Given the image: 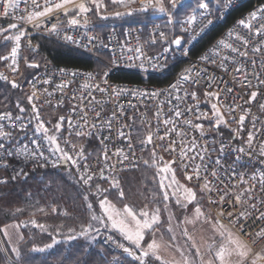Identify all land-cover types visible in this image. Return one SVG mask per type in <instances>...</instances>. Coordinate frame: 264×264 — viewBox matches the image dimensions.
<instances>
[{"label": "built area", "instance_id": "built-area-1", "mask_svg": "<svg viewBox=\"0 0 264 264\" xmlns=\"http://www.w3.org/2000/svg\"><path fill=\"white\" fill-rule=\"evenodd\" d=\"M187 0H184L186 2ZM251 1V5L245 8L239 13L233 20L229 22L227 27L204 49L197 54H193V49L203 40L215 27L224 23L229 14L237 7ZM140 3V0H136ZM225 2L228 6L225 7ZM264 5V0H219V3L211 8L209 6L208 19L212 20L209 25L208 20H200L195 23L194 28L191 30H182L181 24H178V30L175 25H171L170 32H168L157 18L167 16L166 14L158 13L155 15V19L146 24L141 23H127L123 25L121 29L112 25L108 27L102 34L93 23V18L88 14L89 23L85 27L83 21L81 25L70 26L67 23V17L63 15V11L53 12L52 14L42 18L43 24L37 29L33 28L30 23L23 21L13 20V15L27 16L32 10L31 5L25 7L23 2L20 3L19 8L15 10L13 14L8 17L0 16V21L5 23L18 22L22 28L27 30V37L22 38V47L20 55L18 57V68L24 63V53H30L33 59H28L30 62L35 61L39 64L38 68H35V73L28 79L26 88L28 95L33 90L37 91L38 107L42 109L41 116L47 122L51 120V123L47 124L51 130L56 120L60 116L72 117V125L69 126L67 119L63 122L61 133L57 134L60 137V146L66 148L75 157L74 152L70 147L64 144L65 139H69L72 143L77 145V150L80 146H83L85 150V157L87 162L92 165L91 172L95 173L96 178H99L100 168L105 167L104 164V151L105 149L109 155L108 163L116 165L115 170L105 171V175L112 176L115 173L122 171L132 170L137 168L142 160V152L146 149L153 151L155 149L157 154V160L161 163L173 161L172 165L179 168L183 180L191 186L197 187L202 191L203 179L197 181L193 178L191 181L185 178L186 174H192V168L199 164L201 165V175L206 176L209 181L212 182V187H219L225 189L228 183H234L237 185L234 191H232V199L235 200V194L242 191L244 188L253 187V195L255 197H264V192L261 191L260 184L258 183L259 173L264 171V156L259 155V145L261 140H264V132L257 135V138L253 141V148L248 149V146L244 143L247 139V130L253 128V118H256V128L264 129V109H261L259 105L264 103V84H260L255 78L259 76L261 80H264V64L261 63L264 60V55L258 53H252L251 47L256 45L261 38H254L248 48L249 55L247 58H239L243 64V71L237 73L235 71L236 65L230 63L231 59L235 56L230 52V49H216L218 41L224 39L228 43H232L233 46L239 47L241 51L245 50L243 46L235 39L237 35L244 37L249 35L248 29L238 25V21L246 19L248 14L260 6ZM2 12V7H0ZM12 12V10H10ZM160 16V17H159ZM185 19V18H183ZM182 19V20H183ZM181 20V21H182ZM57 25V33H50L51 26ZM259 23H255L254 27H259ZM186 27V26H185ZM164 31L167 35L166 41H160L159 32ZM233 32V36L229 37L228 33ZM42 35L51 38L59 43L75 48L87 55H90L103 63L101 69L93 67H80L73 65H66L60 63H54L50 61L47 56H42V52L38 43L34 40L33 35ZM73 36V41H68L65 36ZM176 36L181 37V45H175L171 43ZM88 37H95V39L89 42ZM153 39L156 43H153ZM31 41L32 48L36 51L32 52L28 50V41ZM107 45V47H105ZM141 48L143 57H152L151 63H145V67H139L141 60L135 59L140 55L129 49ZM167 49V50H165ZM10 50L1 55H7ZM214 52H218V55H214ZM105 54V55H104ZM229 57V60L223 61L224 66L221 67V61L223 57ZM132 57V59H130ZM142 57V58H143ZM208 57V59H203ZM37 58H41L38 61ZM215 63H212V60ZM255 59L256 64L253 66L252 61ZM11 61H0V75L6 76L8 80L20 78L13 74L9 67ZM179 64V70L172 79L163 84H153L148 82L136 83L124 80H119L116 75L121 72H136L142 74H160L170 67ZM155 65V67H153ZM26 66V65H25ZM27 67V66H26ZM60 69H65L67 74H61ZM206 70V76L199 85H193L191 81L193 79H201L198 73H203ZM75 72L78 75L73 77L71 74ZM107 72V76L104 73ZM88 74H91L93 79H90ZM99 74V75H98ZM183 75H188L189 80L182 81L180 78ZM245 75L251 78V88H246L247 80ZM214 78V79H213ZM43 79H49V84H43ZM4 82V80H0ZM106 81V82H104ZM179 81V88L172 90L171 86L177 84ZM208 81H211L209 86ZM33 82H35V88H33ZM7 83V82H6ZM61 83H67L68 87L60 90L56 85ZM106 89L105 93H101L96 90V85ZM218 85V86H217ZM227 88H234L231 94L227 92ZM47 90L45 92L44 90ZM113 90H123L120 94H117ZM159 92L160 95L153 97L152 92ZM195 91L197 93V100H192L190 93ZM206 91H216L221 95L218 106L225 103H233V97L238 94H242V99L235 100L236 104L242 105L245 108H250V113L246 116L245 131L237 133V124L231 122L229 115L224 112V108L221 111L225 114V119L229 122L218 126L216 130H211L214 120L211 118V104L216 103V99L206 98L204 93ZM251 91H258L259 95L252 104H246ZM147 92L149 95L142 96L141 93ZM185 92L189 93L185 96ZM51 93V95H49ZM89 93L95 97L98 104H88V101L92 98ZM133 93H136L135 95ZM75 96V99L73 97ZM179 96L182 99L178 101L176 97ZM81 98H83V106L88 111L89 123L94 122L96 112H100L102 109V120L99 124H103V121L108 120L112 113H117L118 119L112 121L111 130L107 125H103L99 130L93 131L89 136L76 137L75 131L77 122L80 120L82 113L79 111L81 105ZM171 101V104L169 103ZM180 103V108L183 111L185 107L193 109L191 115L185 113L181 118L176 121V126L180 130V135L176 132L169 133L168 137L163 141L159 139V136L164 135L167 128L171 125L165 126L163 119H174V114L170 110L174 105ZM198 104V108L196 105ZM51 105V106H50ZM73 105H77V112H72ZM123 107L124 113L121 114L119 109ZM160 111L161 116L159 122L157 121L156 113ZM10 112L13 116L20 115L21 122L26 125L22 130H19L15 125L11 126L13 135L10 139L3 142L8 146V150L13 151L12 156H6L4 151H0V156L4 157V161L7 162L5 167L3 162H0V180L6 181L13 179V177L24 179L33 173L37 168H44L48 165H70L73 170L79 173L77 169L71 165L70 162H57L59 153L52 150L53 146L47 143L41 135L36 134L35 121L29 123L33 114H25L20 111L0 109V113ZM201 113H207L208 119H205ZM239 108L232 114L236 120L241 115ZM199 115V118H197ZM191 120L192 124H202L203 136L199 130L193 129L186 122ZM6 129L9 127L8 121L3 122ZM125 133V138L119 136V132ZM148 130H151L154 136L153 143L150 145H142L140 140L143 139ZM110 137L107 141L102 142V138ZM39 142V147L43 151V156L47 159H43L37 155L35 159H30L27 153L33 152L37 145L33 144V140ZM93 140L95 146H97V153L92 154V147L88 144L89 140ZM181 139L185 144L190 146V141L196 140L198 148L193 152H188L184 159H181ZM170 141H175V151H164V147L169 145ZM132 144V152L135 153V157L138 162L134 165L125 161L123 164H117V156L115 153L117 149H121L120 159L123 160L125 155L129 156V160H132V156L128 149V144ZM221 144L224 145V150L221 151ZM161 145L163 147H161ZM240 147H244L246 151L241 153L236 151ZM143 148V151L141 150ZM207 148V151L204 149ZM196 151H200L204 155V160L201 161L199 157L195 161H190L188 157L195 155ZM251 153V154H250ZM219 161V164L216 162ZM84 161H81V168ZM43 165V166H41ZM185 165H189L185 168ZM213 170L216 171V176L212 175ZM90 172V174H91ZM17 173H26L27 175H17ZM257 174V181L251 180L253 174ZM243 175L245 183H240V176ZM225 183H221V181ZM2 183H0L1 185ZM205 204L211 216L218 219L221 224L228 227L251 249L252 255L260 252L264 249V237H258L256 232L264 228V221H255L254 217L246 221L251 227L245 228L247 235H240V230L235 227L231 222L228 211L232 212L234 216H238L241 211L240 206L235 208L231 205L228 206V211L221 213V205L219 203V196L215 192L211 193L212 199L216 201V204L209 202V194L207 190L202 191ZM261 210H264V205H261ZM258 215V213H257ZM242 222H244L242 220ZM111 236L116 243H113L108 239ZM124 244L129 246L128 242L120 238L114 237L109 233L100 232L93 245L92 249L98 252L100 261L98 264H111V262L118 258L122 264H137L132 257L123 253L122 248L118 245ZM252 256L249 257V261ZM9 261H11L8 258ZM153 264H157L153 261ZM257 264H264V260L257 261Z\"/></svg>", "mask_w": 264, "mask_h": 264}, {"label": "snow or ice", "instance_id": "snow-or-ice-1", "mask_svg": "<svg viewBox=\"0 0 264 264\" xmlns=\"http://www.w3.org/2000/svg\"><path fill=\"white\" fill-rule=\"evenodd\" d=\"M23 2L25 7L31 5L32 10L29 12L27 16L24 15H13V20L15 21H23L25 23H30L33 28L39 29L42 24V18L52 14L53 12H60L63 11V15L67 17V23L70 26H78L81 25V21H83V26H87L89 23L88 14L93 12V8L95 9V14L100 15V10L105 9L107 10V5L105 4L104 0H0V7H2V12H0V16L8 17L10 14H13L15 10L19 8L20 3ZM230 2V0H229ZM113 6L118 7H125L128 9L126 12L116 11L113 13L115 16H122V15H132L136 11H147L150 7L153 11L166 14L167 15V25H173L174 23H179L182 26V30H191L194 28L196 22L200 20L207 19L208 24L212 23L211 19H208L209 16V0H194L195 7L192 4H184V0H140L139 7L134 9L131 5L136 4V0H111ZM225 7L228 6V3L225 2ZM188 9H191V12H188ZM12 10V12H10ZM181 13H184L185 19L178 20V17ZM255 23H259V27H254ZM238 25L243 26V28L248 29L249 35L241 37L237 35L235 39L239 41V43L243 46L245 50L241 51L239 47L233 46L232 43L226 42L224 39L218 41L217 45L215 46L216 49H230L232 54L235 56L231 59L230 63L236 65L235 71L237 73H241L243 71V64L239 58H247L249 55L248 48L254 38H261L256 45L251 47L252 53H258L264 55V5L260 6L256 10L250 12L246 19H241L238 21ZM186 26V27H185ZM50 33H57V25L53 24L51 29H49ZM28 33L25 28H22L20 23L18 22H11L8 23L7 26H0V37L3 38V42L5 44L11 43L10 51L7 55H0V61H11L10 64L7 66L11 70L13 74H17L19 71L18 68V57L20 55L21 47H22V38L27 37ZM229 37L233 36V32L228 33ZM65 39L68 41H73L74 43H79V41L74 40L73 36L67 35ZM89 42L93 41L95 37H88ZM159 39L160 41H166L167 35L164 31L159 32ZM153 43H156V40L153 39ZM171 43L175 45H181V37L176 36ZM107 47V45H105ZM28 50L35 52L36 49L32 48L31 41H28L27 44ZM167 50V49H165ZM129 51H134L139 53L140 55L136 56L135 59L141 60L139 67L144 68L145 63H151L152 57H143L140 47H136L135 49H129ZM214 55H218V52H214ZM143 57V58H142ZM132 59V57H130ZM203 59H208V57H203ZM229 60V57L225 56L222 58L221 67L224 66L223 61ZM215 63L216 61L213 59L211 61ZM24 63L27 68H38L39 64L35 61L30 62L27 57L24 58ZM264 64V60L261 61ZM253 66H255L256 61L255 59L252 61ZM155 67V65H153ZM61 74H67L65 69H60ZM23 75V74H20ZM73 77L78 75L77 73L73 72L71 74ZM99 75V74H98ZM197 75L201 76V79H193L191 83L193 85H199L202 83V80L206 76V70L204 72L198 73ZM90 79H93L91 74H88ZM104 76H107V72L104 73ZM260 84H264V80H261L259 76L255 77ZM214 79V78H213ZM0 80H4L5 82L11 85L12 89H17L21 87V84L17 79L8 80L6 76L0 75ZM180 80L187 81L189 80L188 75H183ZM245 80H247V84L245 85L246 88H251V78L245 75ZM106 82V81H104ZM43 84H49V79H43ZM209 86H211V81H208ZM218 86V85H217ZM56 87L60 90L68 87L67 83H61L56 85ZM33 88H35V82H33ZM179 88V81L177 84L171 86L172 90H177ZM96 90L101 92L102 94L106 92V89L101 87L99 84L96 85ZM229 94L235 91L234 88H227L226 89ZM47 92V90H44ZM117 94H120L123 90H113ZM134 95L136 93H133ZM159 92H152L151 95L156 97L160 95ZM51 95V93H49ZM142 96H147L149 93L144 92L141 93ZM189 93L185 92V96H188ZM192 100H197V93L195 91L190 93ZM206 98L209 99H216V103L211 104V118L214 120V124L212 125L211 130H216L218 126L222 124H227L229 121L225 119L226 112L229 117L231 118V122H235L237 124V129L235 130L237 133H242L245 131V120L246 116L250 113V108H245L242 105L236 104L235 100L242 99V94H238L237 96L233 97V103H227V99L225 98V103L218 106L221 95L219 92L216 91H206L204 93ZM258 91H251L250 96L246 104H252L256 98L258 97ZM89 96L92 98L88 101V104H98L99 102L95 100V97L89 93ZM75 99V96L73 97ZM176 99L182 102L181 97L177 96ZM28 104L31 105V113L33 114L32 119L29 120V123L35 121V133L42 136V138L47 141L48 144L53 146L52 150L54 152L59 153L57 162L65 163L70 162L73 167L77 169L79 173V181L83 183V185L88 186V189H91L94 180L96 179L95 173L91 172L92 165L87 162L85 157V150L83 146L79 147L77 150V145L72 143L69 139L64 140V144L69 146L71 151L74 152L75 157L70 154L69 150L60 146L59 140L60 137L57 135L61 133V129L63 126V122L67 119L69 126L72 125V117H65L60 116L58 120L54 123L52 129L50 130L47 124L51 123V120L45 121L41 116L42 109L38 107L37 101V91L33 90L30 95L27 96ZM171 104V101H169ZM51 106V105H50ZM17 107L21 113H24L26 109L24 107H20L19 103H17ZM198 108V104L196 105ZM224 108V112L221 111V108ZM261 109H264V103L259 105ZM77 105H73L72 112L75 114L77 112ZM239 108L241 111V115L239 119L236 120L235 116L232 115L236 109ZM174 114V119L165 118L163 119V124L165 126L171 125L170 128L164 132V135L159 136L160 140H164L168 137L169 133L176 132L177 135H180V130L176 126V121L181 118L185 113L189 115L192 114L193 109L190 107H185L182 111L180 108V103H177L170 109ZM79 111L82 113L80 116V120L77 122L75 131L76 137H85L89 136L93 133V131L99 130L103 125H107L108 129L111 130L112 128V121L118 119L117 113L114 111L112 116L103 121V124H99L98 122L102 120V109L100 112H96V116L94 118L93 123H89L88 120V111L85 106H83V98H81V105L79 106ZM120 113H124L123 107L119 109ZM205 119H208L207 113H201ZM161 116V112L158 111L156 113L157 121L159 122ZM199 118V115L198 117ZM21 116L15 115L13 116L10 112L0 113V151H4L6 156H12L13 151L8 150V146L3 142L4 140L10 139L13 135L11 130V126L15 125V127L19 130H22L26 127L25 124L21 122ZM4 121H8L9 127L6 129ZM189 126H191L195 130H199L201 136H203V126L202 124H192V121L189 120L186 122ZM256 118H253V128L252 130H247V139L244 143L248 146V149L253 148V141L257 138V135L261 132H264V129L256 128ZM119 136L121 138H125V133L121 130L119 132ZM110 137L105 136L102 138L103 141H107ZM153 133L151 130H148L147 135L140 140L142 145H150L153 143ZM33 144L37 145V148L33 152L27 153L30 159H35L40 156L43 159H47L43 156V151L39 147V142L37 140L32 141ZM175 141H170L167 147H164V151H175ZM182 148H181V159L183 160L184 157L187 155L188 152H193L198 148L196 140L193 139L190 141V146L185 144L184 140L181 139L180 141ZM161 147H163L161 145ZM129 152L132 156V160H129V156L125 155L123 160L120 159V153L122 152L121 149H117L115 155L117 156V164H123L127 161L130 164H135L137 161L135 157V153L132 152V144H128ZM143 151V148L141 149ZM224 150V145L221 144V151ZM207 151V148L204 149ZM241 153H244L246 149L244 147H240L236 149ZM251 154V153H250ZM259 155L264 156V140H261L259 145ZM157 154L155 149H153L150 160H144L143 163L149 167H155L158 169L156 175L160 176V189L163 192V201L167 202L170 199L168 189L171 187L170 184H165L164 179L166 176H161V173L167 174L172 171V164L173 161H168L161 165L160 162L157 160ZM199 157L201 161L204 160V155L200 151H196L195 155L188 157L190 161H195V159ZM81 161H84L83 167L81 168ZM109 155L107 150L104 151V164L105 167L100 168L99 172V179L107 181L110 184L111 189H115L117 192L118 197L121 201L125 198L126 194L120 187V182L115 176H108L105 175L106 169L111 171L115 170L116 165L108 163ZM0 162H3L5 167L7 166V162L4 161V157L0 156ZM219 164V161L216 162ZM43 166V165H41ZM55 166V164H53ZM189 165H185L187 168ZM91 172V174H90ZM216 171L213 170L212 175L216 176ZM17 175H27L26 173H17ZM16 177H13L15 179ZM185 178L191 181L195 178L197 181L203 179L202 184V191L207 190V194H209V202L212 204H216V201L212 199L211 193L215 192L216 195L219 196V203L221 207V213L228 211V206L235 208L237 205L240 206L241 211L239 212L238 216H234V214L228 211V216L235 227H238L240 230V235H247L245 232V228L251 227L246 223L247 220L252 219L254 217L255 221H264V210H261V205H264V197L257 198L253 195L254 188L248 187L244 188L239 193L235 194V200L232 199V191L235 190L237 187L234 183H228L225 189H221L219 187H212V182L207 179L206 176L201 175V165L197 164L192 168V174H186ZM257 174H253L251 176V180L257 181ZM0 183H6V181L0 180ZM172 183H176L175 176L172 177ZM221 183H225L223 180ZM240 183H245L243 175L240 176ZM258 183L260 184L261 191L264 192V171L259 173ZM181 187L177 184V189ZM96 195H101V188L100 184H95ZM104 193L108 192V189L103 190ZM184 195L182 198H176L177 206L186 208L188 204L196 203L194 218L189 219L185 218V220L180 221L179 224H192L196 220L203 218L206 222L213 223L209 217H205L204 213L201 210L199 205L198 195L196 192L193 191L192 188L185 187L183 189ZM173 196H175V191L173 192ZM85 202H88L89 196L87 194L84 195ZM225 201H227V205H225ZM99 205L102 210V216H96L94 213L92 214V220H95L98 224L103 225L105 227L110 226L113 230L118 232L124 240L128 241L129 246H125L124 244H119L118 246L122 248L123 253L127 254L129 257H132L137 264H153V261L159 262V264H257V261L264 260V250L255 253L252 255L251 249L239 238V236L233 234L231 231L223 229V225H220L222 229L219 232V235L222 238V241L217 246L215 243H211L207 245V251H203L201 246L197 245L193 240V237L189 234L188 229L185 227L181 233L183 237H187V241H192L191 249H195V253L193 255L191 249L187 248V241L184 246H181L177 243L179 237L176 234V229L179 227L177 224L173 227L174 217H168V229L167 231L171 233L170 239L165 242L163 240V236H161L160 241L155 239V230L161 224V209L156 207L155 209L148 210V206L145 205L144 209H141L138 213L135 208L129 204H124L122 209H118L115 205L108 199L105 195L102 199H99ZM87 207L89 210L92 209V203H87ZM17 212L22 211V209H17ZM40 211H44L40 209ZM55 211V209H53ZM164 211H168V205L165 203ZM258 213V215H257ZM106 217V219H104ZM242 220L244 222H242ZM34 227H39L41 231H45L44 225H39L35 220L31 221ZM219 220L217 219L214 222L215 225H219ZM27 225L25 222H20L18 224H13L11 227L15 230L14 233H10L8 227L0 229L3 231L4 236L9 240L10 244L12 242L13 235H15L17 244L11 247V254L14 255L17 260L21 257V251L19 247V242L24 241V235L19 232L21 227H26ZM99 231L98 228H94V226L89 223L87 226L82 227L81 232L79 235L87 236L91 231ZM72 231V229H69ZM148 232H152L153 239L151 242L146 244H142V241H145V236ZM258 237H264V228L260 231L255 233ZM74 236H69L67 239H75ZM110 241L116 243L111 236L108 237ZM57 243L55 237L52 239V244H47L43 248L36 247L35 245L31 249L34 252H43L48 248L53 247ZM164 253H167L170 258H166ZM207 256V259H205ZM252 256V259L249 261V257ZM12 264H16V261H13ZM111 264H122V262L116 258L114 259Z\"/></svg>", "mask_w": 264, "mask_h": 264}, {"label": "trees", "instance_id": "trees-1", "mask_svg": "<svg viewBox=\"0 0 264 264\" xmlns=\"http://www.w3.org/2000/svg\"><path fill=\"white\" fill-rule=\"evenodd\" d=\"M104 2L107 5V10L101 9L100 15H96L93 8V12L90 13L95 28L102 34L112 25L121 29L127 23L146 24L155 19L152 17V9L136 11L132 15L115 16L113 13L116 11L126 12L128 9L113 6L111 0H104ZM190 3L195 7L194 0L184 2L186 5ZM218 3L219 0H209L211 8H214ZM250 5L251 1L235 8L224 23L215 27L201 40L192 53L197 54L208 46L235 16ZM188 12L190 13L191 9H188ZM183 18H185L184 13L176 17L178 20ZM167 19V16L157 18L162 26L170 32L171 25H167ZM178 24L174 23L176 30H178ZM0 26H7V23L0 21ZM33 38L40 46L42 56H47L54 63L97 69L104 66L100 60L51 38L37 34L33 35ZM7 47L8 44H5L2 37H0V54L7 50ZM25 57L33 59V56L28 52L25 53ZM178 70L179 64H176L160 74L121 72L116 75V78L136 83L163 84L172 79ZM35 71L36 69L23 66L19 73L23 74L20 75L19 80L21 87L17 89H12L8 83L0 82V109L19 111L17 107V103H19L20 107L26 109L25 114H32L31 105L27 101L26 83ZM88 144L92 147L91 153H97V146H95L93 140L90 139ZM151 154L150 149L144 150L141 163L137 168L122 171L115 175L120 182L121 189L126 194L123 201L118 197L116 190L110 188L109 183L99 178H96L91 189H88V186L79 181L77 173L68 164L48 165L44 168H37L24 179L6 180V183L0 185V229L7 224H18L22 221L27 226L19 229L20 233L24 235V241L19 242L21 251L19 260L11 254V249L0 232V264H12L13 261H16V264H98L100 261L98 252L92 249L96 231L89 232L87 236L79 235V233L82 227L87 226L89 223L100 230L107 228H103L102 225L92 220L93 213L96 215V213L101 212L99 199H102L105 195L119 207L129 204L137 209L144 206L148 197L156 194V192L159 193V176L156 175L158 169L143 163L144 160H150ZM172 170L182 179L177 166L172 165ZM96 183L100 184V196L96 195ZM194 188L197 195L201 194L204 200L202 191L197 187ZM104 189H108V192L104 193ZM85 194L89 196L88 202L84 200ZM87 203H92L91 210L88 209ZM17 209H22V211L17 212ZM40 209L44 211H40ZM32 220H35L39 225H44L46 230L41 231L39 227H34L31 223ZM69 229H72V231H69ZM69 236L76 238L69 240L67 239ZM53 237L57 241L53 247L43 252L31 250L34 245L43 248L47 244H52ZM7 255L12 262L8 261ZM156 263L159 264V262Z\"/></svg>", "mask_w": 264, "mask_h": 264}, {"label": "rangeland", "instance_id": "rangeland-1", "mask_svg": "<svg viewBox=\"0 0 264 264\" xmlns=\"http://www.w3.org/2000/svg\"><path fill=\"white\" fill-rule=\"evenodd\" d=\"M77 2H79V0H77ZM139 4L140 3L136 2V4L131 5V7L136 9V8L139 7ZM150 9H152V8L150 7L148 10H150ZM156 14H158V12L153 11V13H152L153 16L152 17H155ZM7 44H8L7 50L2 52L1 54H3L6 51L10 50L12 45H11L10 42L7 43ZM24 55H25V53H24ZM27 59H29V58H27ZM40 60H41V58L38 59V61H40ZM23 66L26 67L25 65L22 64L20 66V68H19L18 73L16 74V76H18L19 78H20V74L19 73H20V70H21V68ZM116 174H118V173H115L112 176H115ZM160 175L161 176H166V178L164 179V183L165 184H170L171 183V187L168 189V193H169V196H170L169 201H167V202L163 201V192L160 189L159 193L156 192V194H153V195H151V197H148L146 199V203L144 204L143 207L137 208L135 210L138 213L141 209L145 208V205L148 206V210H152V209H155L156 207H159L161 209V224L155 230V239L160 241L161 236H163V240L165 242H167L170 239V236H171V233H169L167 231V229H168V217L170 215L175 218L174 221H173V227H175L177 224H179L180 221L185 220L186 217L189 218V219H193L194 218L196 203L194 202L192 204H188V206L186 208H184V207L177 206L176 198L177 197H179V198L183 197V195H184L183 189L185 187L192 188L194 192H196V190H195V188L193 186H191L188 183H186L183 180V178L182 179L179 178L177 176V174L173 170L171 172L167 173V174L161 173ZM173 175L175 176L176 183H172ZM102 181H104V180H102ZM104 182L108 183L107 181H104ZM177 184L181 186L178 189H177ZM159 188H160V176H159ZM174 191H175V196H173V192ZM198 200H199V205L201 207V210L204 213V216L205 217H209L213 223L206 222L203 218H201L199 220H196L192 224H179V227L176 229V234L179 237V239L177 240V243L179 245H181V246L185 245V243L187 241V237H183L181 235V233H182L183 229L186 227L188 229L189 234L193 237V240L195 241V243L197 245L201 246L202 250L206 252L208 244L215 243L218 246L219 243L222 241V238L219 235V232L222 230L220 228V225H223V224L219 223V225H215V227H214V222L216 221V219L211 217V214L209 213V211L207 209V206L205 204V200H203V198L201 197V194L198 195ZM165 203H167V205H168V211H164ZM115 207L118 208V209H122L123 208V206L119 207L117 205H115ZM100 211H101L100 213H96V216H102L101 208H100ZM104 219H106V217H104ZM13 224H15V223L7 224V225L3 226L1 229L5 228V227H8L9 232L10 233H14L15 230L11 227V225H13ZM102 227L104 228L105 226L102 225ZM223 229L231 231L228 227H226L224 225H223ZM0 232H1L2 238L5 240V242L7 243V245L9 246L10 249H11L12 246H14V245H16L18 243L17 240H16L15 235H13L12 242L10 244L9 240L4 236L3 231H0ZM100 232L109 233V234H111L114 237H117V238H120V239L124 240L123 237L118 232H116L110 226H108L105 230L104 229H101V230L99 229V231L95 232L94 241H95L97 235ZM232 233L235 234L234 232H232ZM153 238L154 237H153L152 232H148L146 234V236H145V242L142 241V244H144V246L146 247V244L148 242H151V240ZM146 239H147V241H146ZM191 244H192V241H187V248L188 249H191ZM262 250H264V249H262ZM191 251H192V253L194 255L195 249H191ZM164 255H165L166 258H170L167 253H164ZM8 258H9V256L7 255V259ZM205 259H207V256H205Z\"/></svg>", "mask_w": 264, "mask_h": 264}]
</instances>
